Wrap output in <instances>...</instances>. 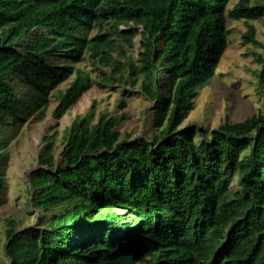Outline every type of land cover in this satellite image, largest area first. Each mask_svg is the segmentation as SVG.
I'll list each match as a JSON object with an SVG mask.
<instances>
[{
    "label": "trees",
    "instance_id": "16d2710c",
    "mask_svg": "<svg viewBox=\"0 0 264 264\" xmlns=\"http://www.w3.org/2000/svg\"><path fill=\"white\" fill-rule=\"evenodd\" d=\"M229 1L0 0V124L25 110L39 120L48 92L73 74L56 118L93 86H122L124 109L139 83L153 130L132 139L119 130L125 113H98L94 104L65 129L58 165L48 134L28 174L37 223L22 229L7 219L0 264H264V115L225 118L210 133L180 128L215 75L227 19L264 17V0L228 10ZM136 36L137 60L129 51ZM243 41L262 48L264 87V42L252 24ZM85 56L95 69L50 60ZM4 186L0 173V201Z\"/></svg>",
    "mask_w": 264,
    "mask_h": 264
},
{
    "label": "rangeland",
    "instance_id": "374dc122",
    "mask_svg": "<svg viewBox=\"0 0 264 264\" xmlns=\"http://www.w3.org/2000/svg\"><path fill=\"white\" fill-rule=\"evenodd\" d=\"M238 1L230 0L227 9H232ZM247 23L255 27L256 40L264 42V17L246 22L227 19L228 43L216 67L215 75L198 88L194 99L195 106L182 121L180 128L196 124L201 130L210 133L225 118L240 121L252 114L264 115V87L258 84L260 64L256 61L257 55L262 53V48L257 44L243 41ZM121 28L125 27L122 25ZM96 32V29H92L87 34L91 36ZM139 42L140 36H136L134 47L129 50L136 60ZM50 60L59 65L70 64L75 68L95 69L94 63L87 56L79 63H70L59 58ZM160 78L164 84L165 75L160 74ZM72 80L73 74L48 92V104L39 120L35 119L36 111L25 110L20 119L7 120L0 124V153L5 155L0 163V173L5 179L4 193L0 201V263H5L7 219L18 221L22 229L37 223L39 213L32 209L28 200V174L38 168L39 155L48 134H55L53 154L58 165L62 161L65 129L72 124L77 115L87 112L94 104L98 107V113L105 111L111 115L125 113L119 130L132 139L153 131L152 103L139 93V83L135 87L129 86L134 94L127 100L124 109L117 107L122 86L118 84H114L112 88L93 86L83 93L78 102L63 116L56 118L55 112L60 104L59 91L67 89ZM17 90L23 94L34 93L39 96L24 84H18ZM27 99L30 104L33 103L31 98Z\"/></svg>",
    "mask_w": 264,
    "mask_h": 264
}]
</instances>
